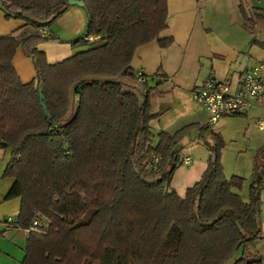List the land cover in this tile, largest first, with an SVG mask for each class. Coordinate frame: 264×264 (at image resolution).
<instances>
[{
  "label": "trees",
  "instance_id": "obj_1",
  "mask_svg": "<svg viewBox=\"0 0 264 264\" xmlns=\"http://www.w3.org/2000/svg\"><path fill=\"white\" fill-rule=\"evenodd\" d=\"M80 1L86 30L72 45L98 42L50 64L38 46L59 38L38 29L68 0H0L7 18L35 27L19 39L0 37V149L10 152L3 176L15 181L8 197L20 198L17 226L29 230L21 264H264V254L246 256L264 239V145L245 201L244 177L226 178L225 143L212 125L151 131L159 116L153 88L130 64L139 46L172 42L161 36L167 0ZM18 48L34 66L27 83L12 63ZM194 127L202 139L211 130L209 158L182 197L170 182L179 142ZM37 217L44 232L30 230Z\"/></svg>",
  "mask_w": 264,
  "mask_h": 264
},
{
  "label": "crops",
  "instance_id": "obj_2",
  "mask_svg": "<svg viewBox=\"0 0 264 264\" xmlns=\"http://www.w3.org/2000/svg\"><path fill=\"white\" fill-rule=\"evenodd\" d=\"M167 8L168 26L161 36L171 38L172 42L164 48L156 40L139 46L130 64L136 75L142 73L148 86L153 88L151 104L159 114L150 122L155 134L160 131L172 134L189 124L199 127L207 124L206 112L196 103L191 89L210 76L236 83L245 69L264 59V0H167ZM85 14L83 5L69 3L50 27L43 28L46 35L59 38V41H51L59 46L50 54L41 48L45 42L38 46L50 64L73 55L66 47L75 48L73 41L85 35ZM33 30L35 27L23 20L7 18L0 7V37L13 35L19 39ZM13 57L20 80L23 83L32 81L35 71L31 59L21 48ZM245 114L257 116L254 119L264 118V95L255 99ZM228 116L234 115L224 117ZM227 120L214 132L220 133L229 125ZM196 134L199 135L198 127ZM254 142L246 141L248 151L254 152L263 146L264 137ZM9 159L10 152L0 149V264H21L29 230L17 226L20 198L8 197L15 182L3 176ZM205 167L198 173L199 177ZM177 193L182 197L185 194ZM260 205L263 229L264 203Z\"/></svg>",
  "mask_w": 264,
  "mask_h": 264
},
{
  "label": "rangeland",
  "instance_id": "obj_3",
  "mask_svg": "<svg viewBox=\"0 0 264 264\" xmlns=\"http://www.w3.org/2000/svg\"><path fill=\"white\" fill-rule=\"evenodd\" d=\"M94 42L97 44L98 41L95 40L93 43ZM56 46L59 45H55L50 41L45 42L41 48L50 54L56 49ZM89 46L90 44L78 45L75 48H66L71 50L72 54H75L88 48ZM50 59H52L51 56ZM254 117L257 116H247L245 114L223 117L216 126L211 127L212 131L218 130V127L221 126V123L225 119H228L227 121L229 125L224 126L220 130V135L223 139L222 141L225 143V146L220 153L221 164L226 178H231L233 175L244 177L245 181L242 190L238 193H241V196L245 201H248V191L252 183L251 178L253 175V164L256 155L255 151H248L246 149V141L251 139L255 141L254 143H256L259 138L262 136L264 137V131H259L257 126H255L256 124ZM211 130H208L209 134L206 138H204V140L196 134L195 127L190 128L188 133L179 142V146L177 148L178 166L175 168L172 182H170L172 185L171 187L176 191L184 194L188 187L195 183V180L192 182L190 181L196 177H199L198 173L203 171V167L207 166V161L209 158V152H207V143L211 142ZM252 144L253 143H250V145ZM234 146H236L238 150ZM185 156H190L192 160L191 164L187 166L182 163ZM199 178L196 180H199ZM262 203H264L263 200ZM261 231H263L264 234V228ZM263 254L264 239L259 240L256 242V244L248 246L246 249L247 258L258 257ZM235 255H239V253H236Z\"/></svg>",
  "mask_w": 264,
  "mask_h": 264
},
{
  "label": "built area",
  "instance_id": "obj_4",
  "mask_svg": "<svg viewBox=\"0 0 264 264\" xmlns=\"http://www.w3.org/2000/svg\"><path fill=\"white\" fill-rule=\"evenodd\" d=\"M39 34L46 35V31L38 29ZM86 40H97L98 37H86ZM138 81H145L142 73L138 75ZM192 90L193 96L208 117V124L215 125L225 115H243L248 112L255 99L264 95V59L251 68L245 69L236 83L229 80L210 76L203 82L196 84ZM255 126L264 131V118H256ZM190 157L183 159V164L189 165ZM262 200L264 201V178L261 185ZM44 219L35 218L30 230L44 232Z\"/></svg>",
  "mask_w": 264,
  "mask_h": 264
},
{
  "label": "water",
  "instance_id": "obj_5",
  "mask_svg": "<svg viewBox=\"0 0 264 264\" xmlns=\"http://www.w3.org/2000/svg\"><path fill=\"white\" fill-rule=\"evenodd\" d=\"M68 2L70 4H79V5H83V2H81L80 0H68ZM39 99H40V103H41V106H42V109L44 110L45 114L48 115V112H47V109L46 108V103H45V97L43 96V92H42V88L40 87L39 88Z\"/></svg>",
  "mask_w": 264,
  "mask_h": 264
}]
</instances>
